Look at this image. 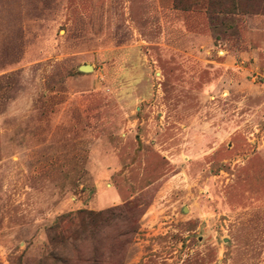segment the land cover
Instances as JSON below:
<instances>
[{
  "label": "rangeland",
  "instance_id": "rangeland-1",
  "mask_svg": "<svg viewBox=\"0 0 264 264\" xmlns=\"http://www.w3.org/2000/svg\"><path fill=\"white\" fill-rule=\"evenodd\" d=\"M0 264H264V0H0Z\"/></svg>",
  "mask_w": 264,
  "mask_h": 264
},
{
  "label": "water",
  "instance_id": "water-1",
  "mask_svg": "<svg viewBox=\"0 0 264 264\" xmlns=\"http://www.w3.org/2000/svg\"><path fill=\"white\" fill-rule=\"evenodd\" d=\"M87 69V68H86Z\"/></svg>",
  "mask_w": 264,
  "mask_h": 264
}]
</instances>
